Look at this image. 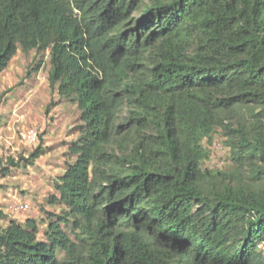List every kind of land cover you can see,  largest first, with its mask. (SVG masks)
I'll list each match as a JSON object with an SVG mask.
<instances>
[{"label":"trees","instance_id":"1","mask_svg":"<svg viewBox=\"0 0 264 264\" xmlns=\"http://www.w3.org/2000/svg\"><path fill=\"white\" fill-rule=\"evenodd\" d=\"M19 50L49 54L82 125L49 198L65 209L42 240L33 218L0 227V264H264V117L233 123L264 108V0H0V74ZM217 136L233 171L205 167Z\"/></svg>","mask_w":264,"mask_h":264},{"label":"rangeland","instance_id":"2","mask_svg":"<svg viewBox=\"0 0 264 264\" xmlns=\"http://www.w3.org/2000/svg\"><path fill=\"white\" fill-rule=\"evenodd\" d=\"M38 64L41 65L40 71L33 72L28 77V71L34 69ZM49 69L50 58L48 53H39L33 50L26 54L19 50L9 67L0 74V132H2L3 124L5 128L8 125H14L13 134L9 135L10 144L0 143L1 150L8 158L19 159L23 155L30 154L37 147L48 144L46 149L51 155L48 157L53 160V162L48 163L52 170L47 169L42 164V167L30 170L24 166L11 167L5 178H2L0 174L1 194L17 193L18 200L22 199L30 206V210L22 215H7V219L0 222V227H6L11 220L25 221L26 217L37 214L36 217L40 225L38 238L41 240L44 238V232L47 229L45 211L60 214L65 209L62 205H51L49 198L56 194L57 173L63 174L67 163L75 161V157L69 153V146L71 142L79 138V126L82 125L77 105L61 99L57 91L50 87ZM51 101L56 106L51 107L47 112V107ZM253 112L261 113L262 118L264 117V108H245L236 117L233 122L234 125L245 122L250 130V123L254 119L252 118ZM131 115L132 109L127 103L117 122L118 126L124 127ZM32 128L38 129L40 142L37 147L27 148L20 144L18 134L20 131ZM126 132L127 129L122 128L120 136L125 135ZM209 150L210 160L206 163V168L222 172L234 170L230 150L224 145V140L221 137L217 136L215 144ZM116 151H119L118 148ZM6 166L7 164L0 163V171ZM247 171L245 168L240 175L246 181ZM38 185H41L40 190ZM35 191L39 193L35 194L40 197L38 200L31 198ZM24 197H28V199L26 198L27 201ZM6 202L8 201L6 200ZM2 207H5V200L2 202ZM62 227L73 238L71 226L62 225ZM58 255L63 257L62 252H59Z\"/></svg>","mask_w":264,"mask_h":264},{"label":"built area","instance_id":"3","mask_svg":"<svg viewBox=\"0 0 264 264\" xmlns=\"http://www.w3.org/2000/svg\"><path fill=\"white\" fill-rule=\"evenodd\" d=\"M18 139L20 144L27 148L37 147L40 142L39 131L36 128L25 129L19 132ZM5 156L6 154L0 148V161L6 160L8 158L7 156ZM29 210V204L22 201L5 202L4 208L0 203V211H3L6 215L18 216L28 212ZM257 250L264 253V240L257 244Z\"/></svg>","mask_w":264,"mask_h":264},{"label":"crops","instance_id":"4","mask_svg":"<svg viewBox=\"0 0 264 264\" xmlns=\"http://www.w3.org/2000/svg\"><path fill=\"white\" fill-rule=\"evenodd\" d=\"M13 129H14V125L12 124V125H8L6 128H5V125L3 124L2 125V128H1V130H2V132H0V143L2 144V143H6V144H10L9 143V140H10V138H9V135L10 134H13L12 133V131H13ZM11 136H13V135H11ZM46 146H48V144L47 145H43V150H44V153L42 154V156L35 162V165L34 166H29V167H26V169L27 170H30V169H35V168H38V167H42V164H43V166L44 167H46L47 169H50L49 167V165H48V163H51V162H53V160L52 159H50L48 156H51V155H49V152H47V149H46ZM46 152V153H45ZM58 168V167H57ZM50 170H52V169H50ZM65 173V171L63 172V174ZM63 174H60V172L59 173H57V179L60 177V176H62ZM38 188H39V190L41 189V185H38ZM35 194H39L38 192H36L35 191V193H33L32 195L33 196H31V198H34V199H36V200H38L40 197L38 196V195H35ZM9 196V197H8ZM8 197V198H7ZM18 195H17V193H14V194H12V193H10V194H6V195H2L1 194V191H0V203L2 204V202H3V200H5V202H6V200L7 201H13L14 199H16V200H14V201H22V202H24L22 199H19L18 200ZM25 198V200H26V198L28 199V197H24ZM27 201V200H26ZM29 204V203H28ZM37 215V214H36ZM36 215L35 216H29V217H26L25 218V221H20L21 223H24V222H26V220L27 219H29V218H33V219H36L37 221H38V218L36 217ZM38 216V215H37ZM13 218H16V217H13ZM19 222V221H18ZM39 222V221H38Z\"/></svg>","mask_w":264,"mask_h":264}]
</instances>
